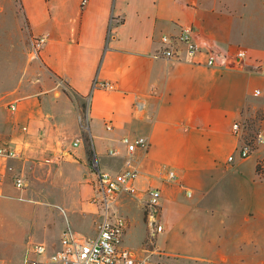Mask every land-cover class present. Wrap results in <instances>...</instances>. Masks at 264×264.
Segmentation results:
<instances>
[{"label":"crops","instance_id":"0c3cea01","mask_svg":"<svg viewBox=\"0 0 264 264\" xmlns=\"http://www.w3.org/2000/svg\"><path fill=\"white\" fill-rule=\"evenodd\" d=\"M9 1L30 40L45 41L35 62L23 64L1 84L0 145L22 148L21 159L11 161L21 171L33 168L39 158L67 153L65 165L78 172L85 189L78 223L92 228V236L100 219L91 202L92 161L103 170L121 171L131 164L140 171L138 194L121 195L113 206L116 214L123 201H136L143 210L147 187L160 190V218L187 206L182 196L196 208L226 174H241L249 159L252 183L264 188V173L257 170L264 143L236 160V166L226 161L237 147L233 121H255L264 133V0ZM0 14L8 15L3 6ZM181 28L191 29L223 67L157 57L160 36ZM6 39L15 41L16 54L22 56V36ZM240 50L243 58L236 56ZM95 80L109 81L116 89H94ZM135 100L143 102L140 112L133 109ZM85 134L92 141L91 160ZM126 136L144 137L147 148L128 157L121 141ZM168 171L174 172L173 180L163 178ZM11 184L8 179L4 187ZM239 245L238 238L230 239L227 249L215 255L225 264H247L244 255L232 253L234 246L243 250Z\"/></svg>","mask_w":264,"mask_h":264},{"label":"rangeland","instance_id":"374dc122","mask_svg":"<svg viewBox=\"0 0 264 264\" xmlns=\"http://www.w3.org/2000/svg\"><path fill=\"white\" fill-rule=\"evenodd\" d=\"M2 6L8 15L0 14V87L23 64L27 67L36 61L32 40L25 26L15 21L10 1L0 0ZM11 34L22 36L23 58L16 54L15 41L6 39ZM81 105H84L81 109L84 117L86 102L82 101ZM251 122L256 125L255 121ZM66 156L67 153L57 152L52 158H39L31 169L23 167L28 180L24 190L12 184L3 188L0 264H22L37 243L45 244L49 252L59 249L62 232L67 227L82 236L93 235L92 228L78 223L79 197H83L85 189L80 185L78 172L65 165L69 160ZM252 162L249 159L242 165L241 174L235 172L221 178L215 189L217 193L196 208L182 196L180 202L187 206H182L179 212L173 211L169 217L162 213L160 223L164 230L155 236L146 226L150 208L142 203L141 210L136 201H123L119 215L128 219L129 227L122 247L146 260V264H225L226 260L215 253L227 249L230 239L238 238L243 250L234 246L232 253L244 255L247 264H260L264 260V188L252 183ZM263 168L264 161H260L259 174L264 173Z\"/></svg>","mask_w":264,"mask_h":264},{"label":"built area","instance_id":"2783aa9c","mask_svg":"<svg viewBox=\"0 0 264 264\" xmlns=\"http://www.w3.org/2000/svg\"><path fill=\"white\" fill-rule=\"evenodd\" d=\"M87 0H81L85 5ZM44 38H36L32 41L33 59L38 58ZM157 57L174 61H187L201 64L206 67L222 68L220 58L211 50L202 48L195 40L191 29L181 28L178 34H162L160 36V48ZM199 56L204 61H199ZM238 58H243L244 52L236 53ZM93 88L107 91L115 90L114 84L109 81L93 82ZM259 93V91H256ZM11 111L16 110V105L11 104ZM135 112L143 109V102L135 100L133 104ZM231 135L237 142L236 150L231 152L227 163L243 160L249 157L261 144L264 143V133L258 125L249 120H236L231 124ZM126 155L130 157L138 150L147 148V140L142 136L122 138ZM77 145V142L74 143ZM110 155L116 152L110 150ZM23 150L19 146L0 145V196H2L4 184L9 179L12 186L18 190H24L28 186L26 175L14 165L13 160L21 159ZM90 173L93 176L91 202L97 207L100 219L96 225V234L86 237L75 233L70 227L65 228L60 238L59 249L49 252L43 243L32 246L30 255L24 257L22 264H146V260L134 256L128 249L122 247L123 238L128 228L127 218L113 212V206L119 197L125 195H137L140 171L131 164H127L121 171L103 170L94 161L90 164ZM163 178L173 180L175 174L168 171ZM188 196L191 193H187ZM161 193L157 188H145L142 200L150 208L149 225L152 236L163 232V226L159 220V206Z\"/></svg>","mask_w":264,"mask_h":264},{"label":"trees","instance_id":"16d2710c","mask_svg":"<svg viewBox=\"0 0 264 264\" xmlns=\"http://www.w3.org/2000/svg\"><path fill=\"white\" fill-rule=\"evenodd\" d=\"M83 108H84V105H81V109H83ZM84 139H85V143H86V152H87L89 160H91L94 156V151L92 148V141L88 135H86Z\"/></svg>","mask_w":264,"mask_h":264}]
</instances>
